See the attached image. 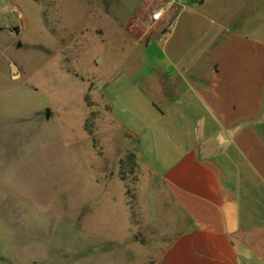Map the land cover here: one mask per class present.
<instances>
[{"label": "rangeland", "instance_id": "1", "mask_svg": "<svg viewBox=\"0 0 264 264\" xmlns=\"http://www.w3.org/2000/svg\"><path fill=\"white\" fill-rule=\"evenodd\" d=\"M140 2L0 0V264H155L178 230L153 169L180 123L118 76Z\"/></svg>", "mask_w": 264, "mask_h": 264}, {"label": "crops", "instance_id": "2", "mask_svg": "<svg viewBox=\"0 0 264 264\" xmlns=\"http://www.w3.org/2000/svg\"><path fill=\"white\" fill-rule=\"evenodd\" d=\"M151 2L126 25L129 56L149 66L128 56L118 76L155 122L180 123L182 140L153 169L179 221L155 264H264V0H166L147 36Z\"/></svg>", "mask_w": 264, "mask_h": 264}, {"label": "built area", "instance_id": "3", "mask_svg": "<svg viewBox=\"0 0 264 264\" xmlns=\"http://www.w3.org/2000/svg\"><path fill=\"white\" fill-rule=\"evenodd\" d=\"M167 1L169 2V1H173V0H167ZM164 9H165V7H161L159 9V11H157L156 13H154V18H158L159 15L161 14V12H163Z\"/></svg>", "mask_w": 264, "mask_h": 264}, {"label": "water", "instance_id": "4", "mask_svg": "<svg viewBox=\"0 0 264 264\" xmlns=\"http://www.w3.org/2000/svg\"><path fill=\"white\" fill-rule=\"evenodd\" d=\"M14 30L17 31L16 28ZM45 115L48 116V109L45 110Z\"/></svg>", "mask_w": 264, "mask_h": 264}, {"label": "flooded vegetation", "instance_id": "5", "mask_svg": "<svg viewBox=\"0 0 264 264\" xmlns=\"http://www.w3.org/2000/svg\"><path fill=\"white\" fill-rule=\"evenodd\" d=\"M14 28H16V30H18L17 27H12L13 30H14Z\"/></svg>", "mask_w": 264, "mask_h": 264}, {"label": "trees", "instance_id": "6", "mask_svg": "<svg viewBox=\"0 0 264 264\" xmlns=\"http://www.w3.org/2000/svg\"><path fill=\"white\" fill-rule=\"evenodd\" d=\"M133 156V155H132Z\"/></svg>", "mask_w": 264, "mask_h": 264}]
</instances>
